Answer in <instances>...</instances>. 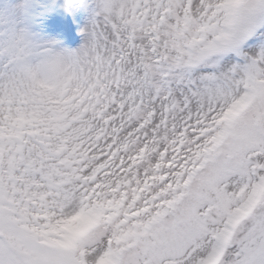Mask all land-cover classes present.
I'll return each instance as SVG.
<instances>
[{"label":"snow or ice","instance_id":"6c2138e0","mask_svg":"<svg viewBox=\"0 0 264 264\" xmlns=\"http://www.w3.org/2000/svg\"><path fill=\"white\" fill-rule=\"evenodd\" d=\"M0 264H264V0H0Z\"/></svg>","mask_w":264,"mask_h":264}]
</instances>
